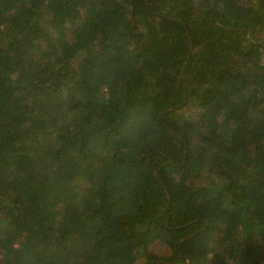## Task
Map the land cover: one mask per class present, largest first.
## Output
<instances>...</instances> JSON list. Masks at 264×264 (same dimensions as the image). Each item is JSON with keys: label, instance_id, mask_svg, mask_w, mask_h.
Segmentation results:
<instances>
[{"label": "trees", "instance_id": "1", "mask_svg": "<svg viewBox=\"0 0 264 264\" xmlns=\"http://www.w3.org/2000/svg\"><path fill=\"white\" fill-rule=\"evenodd\" d=\"M138 263L264 264V0H0V264Z\"/></svg>", "mask_w": 264, "mask_h": 264}, {"label": "rangeland", "instance_id": "2", "mask_svg": "<svg viewBox=\"0 0 264 264\" xmlns=\"http://www.w3.org/2000/svg\"><path fill=\"white\" fill-rule=\"evenodd\" d=\"M153 251H155V253L157 254H168L170 252L169 247L167 245H165L164 243L162 244H157L154 248ZM144 260V258L142 259V261ZM141 264V263H138Z\"/></svg>", "mask_w": 264, "mask_h": 264}]
</instances>
